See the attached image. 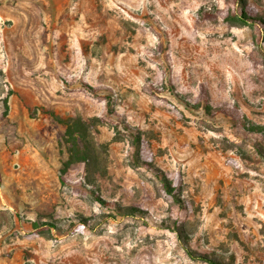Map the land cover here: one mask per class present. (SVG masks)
<instances>
[{
  "label": "rangeland",
  "instance_id": "374dc122",
  "mask_svg": "<svg viewBox=\"0 0 264 264\" xmlns=\"http://www.w3.org/2000/svg\"><path fill=\"white\" fill-rule=\"evenodd\" d=\"M243 13L264 0H0V264H264V26ZM77 118L87 161L63 175Z\"/></svg>",
  "mask_w": 264,
  "mask_h": 264
},
{
  "label": "trees",
  "instance_id": "16d2710c",
  "mask_svg": "<svg viewBox=\"0 0 264 264\" xmlns=\"http://www.w3.org/2000/svg\"><path fill=\"white\" fill-rule=\"evenodd\" d=\"M236 18L245 24H252V25L256 24V25H259L261 27L264 26V21L261 20V18L249 16V15L244 14V13L242 15H240L239 17H236ZM205 103H207V105H208L207 101H205ZM207 109H209L208 106H207ZM241 121L243 122V125L248 130H251V131L261 130L260 127H257L255 125L251 124L246 117L243 120L241 119ZM89 128H90L89 125L86 124L81 118H77L75 120H72L68 124L66 133L70 139L72 147H71V155H70L68 161H66L64 163V168L61 172L63 175L66 174V172L69 170V168L73 164L78 163V162H85L86 163V161H87L86 157L85 156L80 157L81 155L77 154V152H76V147L78 146V140L81 139L84 142L87 141V136H88L87 134H88ZM138 138L139 137H137L136 141L138 140ZM137 154H138V151H137ZM62 182L66 183L64 177L62 178ZM164 185H165V192L167 194H169V195L174 194L173 193L174 187L172 186V184L167 179H165ZM91 193H92L95 201L98 202L101 206H103L107 209H110L112 211H117V212H120L122 210V208L118 207L116 205V203L105 201L102 197H100L98 194H96L93 191H91ZM125 210L138 211V209L135 207L125 208ZM199 258L205 260L209 264H222L219 261H216L214 259H209L207 255H200Z\"/></svg>",
  "mask_w": 264,
  "mask_h": 264
}]
</instances>
